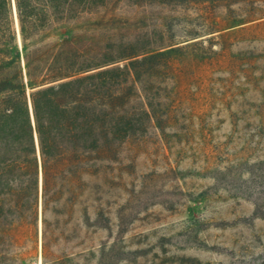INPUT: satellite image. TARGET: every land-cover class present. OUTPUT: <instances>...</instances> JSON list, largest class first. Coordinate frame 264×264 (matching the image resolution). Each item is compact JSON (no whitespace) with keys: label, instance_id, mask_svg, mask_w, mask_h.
Instances as JSON below:
<instances>
[{"label":"trees","instance_id":"obj_1","mask_svg":"<svg viewBox=\"0 0 264 264\" xmlns=\"http://www.w3.org/2000/svg\"><path fill=\"white\" fill-rule=\"evenodd\" d=\"M201 1L0 0V264H17L10 231L38 226L41 264H103L123 147L161 130L168 83L217 53L215 21L172 10ZM246 2L233 22L264 17Z\"/></svg>","mask_w":264,"mask_h":264},{"label":"rangeland","instance_id":"obj_2","mask_svg":"<svg viewBox=\"0 0 264 264\" xmlns=\"http://www.w3.org/2000/svg\"><path fill=\"white\" fill-rule=\"evenodd\" d=\"M172 10L215 21L217 53L211 65L188 61L168 83L170 120L123 147L103 264H264V17L233 22L246 0ZM10 234L17 264H41L39 226Z\"/></svg>","mask_w":264,"mask_h":264}]
</instances>
